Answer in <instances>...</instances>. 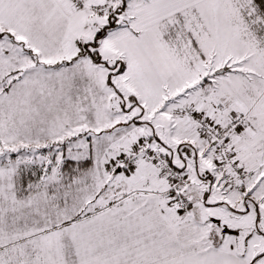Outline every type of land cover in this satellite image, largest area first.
<instances>
[{
    "label": "snow or ice",
    "instance_id": "obj_1",
    "mask_svg": "<svg viewBox=\"0 0 264 264\" xmlns=\"http://www.w3.org/2000/svg\"><path fill=\"white\" fill-rule=\"evenodd\" d=\"M0 264H264V0H0Z\"/></svg>",
    "mask_w": 264,
    "mask_h": 264
}]
</instances>
